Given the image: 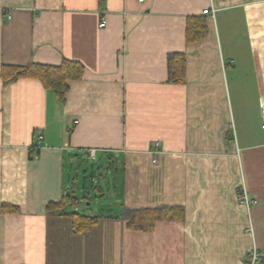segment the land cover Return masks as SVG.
<instances>
[{
    "label": "crops",
    "instance_id": "1",
    "mask_svg": "<svg viewBox=\"0 0 264 264\" xmlns=\"http://www.w3.org/2000/svg\"><path fill=\"white\" fill-rule=\"evenodd\" d=\"M189 15L207 32L187 42ZM170 52L185 53L182 82L168 79ZM63 58L82 68L62 101L37 77L0 74V264H247L250 247L264 252V0H0V72ZM87 156L105 157L104 183L92 170L87 185ZM90 194L107 199L83 210ZM133 209L153 224L131 225Z\"/></svg>",
    "mask_w": 264,
    "mask_h": 264
},
{
    "label": "trees",
    "instance_id": "2",
    "mask_svg": "<svg viewBox=\"0 0 264 264\" xmlns=\"http://www.w3.org/2000/svg\"><path fill=\"white\" fill-rule=\"evenodd\" d=\"M203 15H189L187 17L185 31L187 42L196 41L206 34V20ZM185 61L184 52H170L167 54L168 79L170 81H184ZM81 68L82 65L78 61L63 58L59 65H46L34 62H29L26 65H2L0 74L4 83L14 81L19 77H37L45 86L54 88L58 98L62 101L66 90L65 79L76 77ZM1 208L3 210L9 209L8 205L4 204L1 205ZM140 212V209L129 211L127 215L129 222L135 227H150L155 218H149L145 223H142L140 221L141 217L138 216Z\"/></svg>",
    "mask_w": 264,
    "mask_h": 264
},
{
    "label": "built area",
    "instance_id": "3",
    "mask_svg": "<svg viewBox=\"0 0 264 264\" xmlns=\"http://www.w3.org/2000/svg\"><path fill=\"white\" fill-rule=\"evenodd\" d=\"M138 1H143V0H138ZM208 12L213 13V10L207 9V8L203 9V13H208ZM104 23H105L104 19H101L100 25H104ZM260 117H261L262 126L264 128V107H261V109H260ZM152 152H153V155L158 152V141L154 142ZM89 155L92 158L94 157V155H95V149L94 148L89 149ZM155 160L156 159L154 157L152 159V161H155ZM238 196H239V203L244 206L246 213L249 217L251 206L254 203V198H252L249 195L248 191L246 190V188L244 186L239 191ZM248 229L252 232L253 227H252L251 223H249ZM248 255H249V261L247 264H257L259 262V260L262 258V256L264 255V252L261 249L257 248L255 245H253L252 247H250Z\"/></svg>",
    "mask_w": 264,
    "mask_h": 264
},
{
    "label": "rangeland",
    "instance_id": "4",
    "mask_svg": "<svg viewBox=\"0 0 264 264\" xmlns=\"http://www.w3.org/2000/svg\"><path fill=\"white\" fill-rule=\"evenodd\" d=\"M105 157H101V156H98L95 158V160H92L91 158H89L88 156L81 160L77 166L79 165V167H81V171L82 170H85L87 167H88V173L87 175L85 176L86 177V181H87V185L89 186L91 184V181H90V173L91 171L93 170L94 172V184L97 183V181H100L102 183H104V176L101 175V172H105ZM68 169H70L68 167ZM83 172V171H82ZM81 172V180L83 182L84 180V177H83V174ZM111 182H113V179L110 178ZM91 191V190H90ZM100 198H96L93 194H90V197H89V200H91V203L88 205V209H84L83 207H85V203L86 201L84 202V204L82 203V208L83 210H86V211H90L91 209H96V207L98 206V201H99ZM107 198H102L100 199V201H105ZM111 201V200H110Z\"/></svg>",
    "mask_w": 264,
    "mask_h": 264
}]
</instances>
